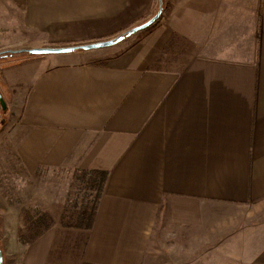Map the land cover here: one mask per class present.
I'll list each match as a JSON object with an SVG mask.
<instances>
[{
  "label": "crops",
  "instance_id": "0c3cea01",
  "mask_svg": "<svg viewBox=\"0 0 264 264\" xmlns=\"http://www.w3.org/2000/svg\"><path fill=\"white\" fill-rule=\"evenodd\" d=\"M157 6L0 0V53L76 48L22 59L35 67L0 147L13 193L0 186V228L10 221L16 233L23 207H55L53 183L72 171L100 170L107 180L76 264H158L165 254L264 264V0H161L159 17L118 48H79ZM6 12L29 42L7 38ZM54 242V228L22 254L16 242L15 264H46Z\"/></svg>",
  "mask_w": 264,
  "mask_h": 264
},
{
  "label": "trees",
  "instance_id": "16d2710c",
  "mask_svg": "<svg viewBox=\"0 0 264 264\" xmlns=\"http://www.w3.org/2000/svg\"><path fill=\"white\" fill-rule=\"evenodd\" d=\"M20 52L24 51L2 52L0 55ZM2 174L0 168L1 178ZM61 179H66V182L53 183L55 207L48 210L21 208L23 217L15 233L19 254H22L30 244L49 229L54 228L55 242L46 264H76L79 260L83 250L81 247L87 241L93 225L99 199L107 180V172L76 169ZM2 183L5 195L12 196L11 187H8L6 182Z\"/></svg>",
  "mask_w": 264,
  "mask_h": 264
},
{
  "label": "rangeland",
  "instance_id": "374dc122",
  "mask_svg": "<svg viewBox=\"0 0 264 264\" xmlns=\"http://www.w3.org/2000/svg\"><path fill=\"white\" fill-rule=\"evenodd\" d=\"M154 1L155 3H158V6L155 12L152 14V16H154L159 9V0L158 1L154 0ZM152 16H149V18H145L146 20H144L140 24H137L129 28L128 30L143 24L144 22L149 20ZM4 17L6 21L3 20V22H6L8 24L10 23L7 29V34H8L7 38L15 39L17 37L18 39L20 36L22 40L28 39L29 34L25 33L18 26L19 15L6 12L4 13ZM11 25L12 28H10ZM143 30L144 29L139 30L136 33L142 32ZM133 34L127 35L126 37H124L123 40L127 42L128 38H130ZM120 42L115 43V46L113 48H118L119 46H121L122 43ZM24 47L30 50L29 48L30 46H24ZM18 51H24V50H17L11 52H18ZM1 55H0V95L5 104V109H2L0 107V129L4 128L2 131H0V147L2 148L6 144H9L7 143V140L11 135H8V132L9 134H11L10 132L12 130L10 131V127L14 123V116L17 113L18 107L20 106L21 97H22L21 90H23V88H25L28 85L31 78V73L33 72V68L35 66L34 64L33 65L29 64V62L22 61V59L28 60L31 58V55L25 51L20 53H15L14 55L9 54V56L5 58H2ZM63 56L64 55L49 54V55H41V58L50 57L53 58V60L58 61L60 58H63ZM17 83H20L21 85L20 87L23 86L19 90L15 88V84ZM2 185L3 183L0 180V186ZM13 232H14V226L10 221H7L6 227L0 228V249H1L0 251L2 254V264H9L10 262L15 264L17 261V256L12 255L16 251V238H15V233ZM169 243H172V241L170 240ZM175 248H172V251L175 252V250H177V247ZM161 257L163 258V260L160 261L158 264H177L175 263L176 261L174 262L173 259H171L170 255L168 254H165Z\"/></svg>",
  "mask_w": 264,
  "mask_h": 264
},
{
  "label": "water",
  "instance_id": "95a60500",
  "mask_svg": "<svg viewBox=\"0 0 264 264\" xmlns=\"http://www.w3.org/2000/svg\"><path fill=\"white\" fill-rule=\"evenodd\" d=\"M161 13V0H159V9L156 12L154 16H152L149 20L144 22L143 24L136 26L130 30H127L126 32L118 35L112 40H108L105 42H100V43H94V44H89V45H84L79 47L82 50H91V49H97L101 47H108L113 45L114 43L120 42L125 36L136 33L139 30L145 29L146 27L150 26L160 15ZM72 47H63V48H32L30 50H27L26 52L31 54V55H44V54H61V53H69L72 51ZM6 54H2L1 56H5ZM0 107L2 109H5V104L2 100V97L0 95ZM0 264H2V254L0 251Z\"/></svg>",
  "mask_w": 264,
  "mask_h": 264
}]
</instances>
